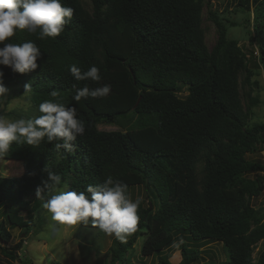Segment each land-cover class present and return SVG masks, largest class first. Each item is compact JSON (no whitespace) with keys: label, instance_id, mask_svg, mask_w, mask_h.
<instances>
[{"label":"trees","instance_id":"trees-1","mask_svg":"<svg viewBox=\"0 0 264 264\" xmlns=\"http://www.w3.org/2000/svg\"><path fill=\"white\" fill-rule=\"evenodd\" d=\"M213 1L89 0L87 7L83 0H61L73 17L59 36L40 40L16 31L8 42L32 41L42 55L39 67L24 74L0 65L4 85L15 96L31 95L36 111L29 118L52 99L75 106L86 128L73 153L57 152L47 142L13 144L3 158L20 161L24 172L0 177V239L10 242L19 224L26 233L40 226L45 200L35 190L48 180L49 166L68 190L85 191L108 176L127 184L129 194L134 186L146 188L137 231L124 242L115 238L104 264H133L139 237L144 256L160 257L186 233L225 246V261L206 264H264V248L254 256L264 240V211L253 204L264 195V163L248 158L264 151V122L254 121L263 102L257 76L264 75V0H235V9L248 13L252 49L229 37L228 19L212 8ZM207 21L216 27L212 46ZM72 64L82 72L96 65L102 80L75 81ZM73 84L112 87L106 98L76 102ZM100 124L126 129L103 130ZM181 251L179 264L199 258L186 241ZM158 264L173 263L167 255Z\"/></svg>","mask_w":264,"mask_h":264},{"label":"clouds","instance_id":"clouds-1","mask_svg":"<svg viewBox=\"0 0 264 264\" xmlns=\"http://www.w3.org/2000/svg\"><path fill=\"white\" fill-rule=\"evenodd\" d=\"M72 17L73 9L63 6L61 0H0V65L21 74L35 71L39 67L37 60L41 58V49L32 41L13 43L8 42L10 38L17 30L38 34L40 40L55 38ZM69 71L75 81L102 80L96 65L82 72L72 64ZM3 76L0 71V97H6L9 92ZM72 87L75 90L73 99L79 102L82 98H106L112 86L78 88L73 84ZM30 88V85L26 86L25 93ZM52 95L56 96V93ZM38 110L40 115L29 119L10 120L0 115V158L10 152L13 144L38 147L47 142L53 144L57 152L76 151L74 142L83 136L86 128L85 122L78 118L76 107L49 99L40 103ZM45 171L48 180L37 186L35 196L45 200L43 208L53 221L70 226L90 222L107 236L122 242L137 231L141 199L131 198L127 184L108 176L101 184H88L85 191L67 190L68 185L61 175L49 166ZM182 243V240L174 242L173 247L179 248Z\"/></svg>","mask_w":264,"mask_h":264},{"label":"rangeland","instance_id":"rangeland-1","mask_svg":"<svg viewBox=\"0 0 264 264\" xmlns=\"http://www.w3.org/2000/svg\"><path fill=\"white\" fill-rule=\"evenodd\" d=\"M87 7H90L89 0H83ZM235 0H214L212 8L216 9L222 18L228 19V35L230 38L237 39L241 46L246 49H252L249 42V26L246 19L248 13L235 9ZM254 13L251 12V22H253ZM206 24V41L209 46L214 45L217 39L216 27L213 23ZM208 25V26H207ZM255 54H257V49ZM260 82V95L263 102L257 106L254 121L264 122V75L257 76ZM9 89L6 97H0V115L10 120L29 119L30 115L35 114L34 102L31 95L15 96ZM186 91L183 92V95ZM30 105V107H29ZM135 120V118H134ZM99 129L103 130H125L126 127L117 124H100ZM249 159L264 161L262 153L248 154ZM24 172L23 164L20 161L0 158V177L18 176ZM257 173L250 174L256 176ZM68 190V189H67ZM146 188L134 186L131 189L130 196L133 200L136 198L146 199ZM257 208L264 211V195L253 200ZM4 212V207L0 213ZM2 215H0V221ZM37 221L40 226L33 232L26 233L24 227L19 224L12 228V240L4 242L0 239V264H53L55 261H61L63 264H96L109 260V249L113 244L115 237H110L100 230H94L93 227H83L82 224L70 226L53 221L50 214L43 207L37 215ZM131 236V235H130ZM188 233L177 237L174 242L186 241L190 247L198 249L199 258L191 264H206L211 261L218 263L228 258V252L222 242H202L189 239ZM144 237H139L135 248L132 251L133 264H158L160 257L170 256L173 264H179L183 258L181 244L179 248L172 245L165 249L162 256H144L141 253ZM202 242V243H201ZM2 247H7L10 252H16L17 256L13 258L5 253ZM264 248V240L260 241L254 250V256L259 254L260 249Z\"/></svg>","mask_w":264,"mask_h":264},{"label":"crops","instance_id":"crops-1","mask_svg":"<svg viewBox=\"0 0 264 264\" xmlns=\"http://www.w3.org/2000/svg\"><path fill=\"white\" fill-rule=\"evenodd\" d=\"M260 153H262L264 155V151L263 152H260ZM262 162L264 163V161H262Z\"/></svg>","mask_w":264,"mask_h":264}]
</instances>
